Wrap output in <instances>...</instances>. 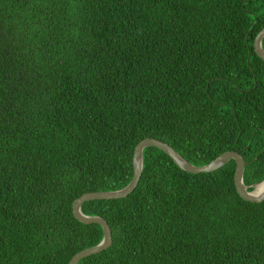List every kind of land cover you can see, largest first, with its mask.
I'll return each mask as SVG.
<instances>
[{
	"label": "trees",
	"instance_id": "trees-1",
	"mask_svg": "<svg viewBox=\"0 0 264 264\" xmlns=\"http://www.w3.org/2000/svg\"><path fill=\"white\" fill-rule=\"evenodd\" d=\"M264 0H0V264H69L103 239L72 204L131 181L155 139L264 180ZM264 50V39L262 40ZM235 162L153 147L126 198L81 207L109 249L78 264H264V201Z\"/></svg>",
	"mask_w": 264,
	"mask_h": 264
},
{
	"label": "water",
	"instance_id": "water-1",
	"mask_svg": "<svg viewBox=\"0 0 264 264\" xmlns=\"http://www.w3.org/2000/svg\"><path fill=\"white\" fill-rule=\"evenodd\" d=\"M264 39V29H262L254 39L253 49L255 55L264 63V50L262 49V40ZM147 147H153L167 155L178 169L190 174H208L212 173L221 167H223L228 161L232 160L235 162L234 172V185L237 194L241 199L251 203H260L264 201V190L259 195H254L256 189L260 185H264V180L253 186L251 192L248 191L243 183V172L245 162L242 156L237 152H226L218 156L209 164L202 167H195L185 161L179 154H177L168 144L155 139H144L138 143L133 152L132 166L133 174L131 181L123 189L118 191H106V192H95L86 193L77 198L72 204V213L74 218L83 224H96L99 225L103 232L102 241L95 247H91L82 250L75 254L70 260L69 264H78L80 260L87 258L92 255L99 254L106 251L112 245V235L110 227L107 222L100 217H88L81 213V207L84 203L90 201H108L118 200L128 197L137 187L141 175H142V154L143 150Z\"/></svg>",
	"mask_w": 264,
	"mask_h": 264
},
{
	"label": "bare ground",
	"instance_id": "bare-ground-1",
	"mask_svg": "<svg viewBox=\"0 0 264 264\" xmlns=\"http://www.w3.org/2000/svg\"><path fill=\"white\" fill-rule=\"evenodd\" d=\"M263 190H264V185L258 186L256 191H255V193H254V195H259L260 193L263 192Z\"/></svg>",
	"mask_w": 264,
	"mask_h": 264
}]
</instances>
